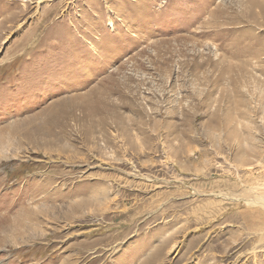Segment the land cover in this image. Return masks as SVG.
Returning <instances> with one entry per match:
<instances>
[{
	"label": "rangeland",
	"instance_id": "rangeland-1",
	"mask_svg": "<svg viewBox=\"0 0 264 264\" xmlns=\"http://www.w3.org/2000/svg\"><path fill=\"white\" fill-rule=\"evenodd\" d=\"M0 264H264V0H0Z\"/></svg>",
	"mask_w": 264,
	"mask_h": 264
}]
</instances>
